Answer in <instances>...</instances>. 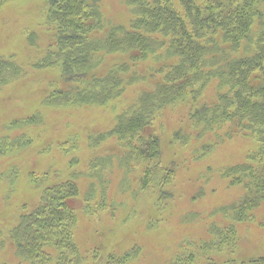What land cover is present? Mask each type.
<instances>
[{
	"label": "rangeland",
	"instance_id": "1",
	"mask_svg": "<svg viewBox=\"0 0 264 264\" xmlns=\"http://www.w3.org/2000/svg\"><path fill=\"white\" fill-rule=\"evenodd\" d=\"M86 1V8L97 10L104 23L92 33L96 37H103L109 25L128 24L132 18L126 0ZM47 8L48 0H0V61L11 58L20 70L0 84V264H27L16 255L9 230L21 214L34 209L43 188L70 180L79 190L73 202L74 239L86 261L93 255L104 264L109 254L136 247L125 264H171L188 255H193V264H204L202 244L213 238L211 226L228 228L231 223L233 249L215 250L206 262L239 264L264 258V203L251 223L228 221L222 211L242 195L240 187L228 185L224 170L244 161L255 142L240 134L223 135L212 151L201 154L200 146L218 140L221 129L197 137L199 127L188 117L186 99L165 106L155 118L145 117L143 135L156 140L159 155L145 162L128 158L120 140L108 133L117 129L118 115L137 104L141 91L158 82L153 70L159 61H136L128 51L108 52L104 46L93 53V68L77 80L63 74L62 60L38 69V60L58 47ZM253 28L256 31V23ZM252 34L242 46H248ZM123 63L129 70L122 75L117 97L103 103L64 99ZM134 72L139 79L131 83ZM214 90L213 82L202 91L200 102L212 101ZM61 96L64 100L58 102ZM53 101L57 104H50ZM152 163L158 164V171L172 169L168 183L140 185Z\"/></svg>",
	"mask_w": 264,
	"mask_h": 264
},
{
	"label": "trees",
	"instance_id": "2",
	"mask_svg": "<svg viewBox=\"0 0 264 264\" xmlns=\"http://www.w3.org/2000/svg\"><path fill=\"white\" fill-rule=\"evenodd\" d=\"M263 3L264 0H126L132 14L128 24H111L103 37H96V30L104 23L97 17V10L86 8V0H48L46 18L57 31L58 47L47 52L35 66L39 69L46 64L58 65L62 60L63 74L77 80L93 68V53L104 46L108 52L128 51L136 61L148 57L159 61L153 70L160 76L158 82L153 89L141 91L130 111L118 115L117 129L108 135L120 140L128 158L149 161V157L155 158L159 153L156 140L143 135L145 117L155 118L165 106L189 99L188 117L199 127L197 137L209 131H223L222 134L218 131V140L200 146L201 154L212 151L225 138L223 135L240 134L255 142V148L247 151L244 161L224 170L228 185L240 187L242 195L222 208L228 221L251 223L264 203ZM251 32L254 33L251 42L242 46ZM120 66H112L108 71L112 72L106 76L93 77L85 86L72 90L73 94L55 99L103 103L117 97L121 93L122 75L129 70L127 63ZM19 71L11 58L1 60L0 84L8 82ZM130 79L133 83L139 75L134 72ZM213 82L215 98L200 102L202 91ZM54 102L50 104H57ZM157 165L147 166L140 185L145 187L151 183L157 187L158 183L163 186L169 182L172 169L158 171ZM78 191L72 180L47 186L41 190L34 209L19 216L8 234L21 260L27 264H102L93 255L86 261L74 239L77 210L73 202ZM234 230L233 223L228 228L211 226L213 238L202 244L204 264L209 263L208 257H214L215 250L233 249ZM132 251L136 247L121 255L109 254L103 262L125 264V258ZM194 262L193 255H188L180 256L171 264ZM239 264H264V258Z\"/></svg>",
	"mask_w": 264,
	"mask_h": 264
}]
</instances>
